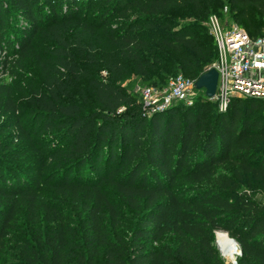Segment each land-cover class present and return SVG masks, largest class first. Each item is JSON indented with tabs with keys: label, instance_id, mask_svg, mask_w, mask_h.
<instances>
[{
	"label": "trees",
	"instance_id": "obj_1",
	"mask_svg": "<svg viewBox=\"0 0 264 264\" xmlns=\"http://www.w3.org/2000/svg\"><path fill=\"white\" fill-rule=\"evenodd\" d=\"M222 6L251 37L264 33V0H0V51L27 52L44 28L54 39L59 28L79 37L97 23L126 18L112 39L144 83L151 85L150 72L164 61L179 70L173 75L196 79L215 61V43L210 34H196L198 24L176 19L200 22ZM11 11L22 24L9 26ZM58 64L77 69L64 56ZM87 86L90 106L62 102L54 86L52 102L29 125L6 100L0 252L21 213L29 225L57 223L22 246L25 263L223 264L214 247L215 233L223 231L238 244L236 264H264V202L252 192L264 196V100L232 97L219 108L204 98L147 115L113 79L89 78ZM48 130H60L67 142H39ZM58 198L77 213L71 225L63 223L66 210L52 207Z\"/></svg>",
	"mask_w": 264,
	"mask_h": 264
},
{
	"label": "rangeland",
	"instance_id": "obj_2",
	"mask_svg": "<svg viewBox=\"0 0 264 264\" xmlns=\"http://www.w3.org/2000/svg\"><path fill=\"white\" fill-rule=\"evenodd\" d=\"M183 12L184 10H181L182 14ZM208 13L202 16L203 20L200 22L188 16L180 17L176 19V22L179 25L196 23L199 25V29L196 30L197 35L209 34L205 25ZM215 13L220 15L224 22H233L229 18L228 13L224 12V6L218 8ZM7 16L10 27L18 23L22 24V19L19 16L17 17L14 11L9 12ZM132 18L133 16L128 19ZM117 20L118 22L115 23L112 18L108 19L107 27L102 23H97L99 27L93 30H87L81 33L79 37L75 32H70L68 28L62 30L59 28V39H54L53 31L50 28H44L34 35L27 52L11 56L8 55L7 57L5 52L0 51L1 130L6 132L9 129L4 126L7 124L9 116H11V110H8L9 106L6 100H10L13 103L14 115L21 119L23 123L29 125L31 124L33 116L41 113V110L47 108L52 102L49 91L52 88L54 91V86L56 87V94L62 102L80 101L86 106H90L87 104L91 98L90 90L87 86L89 78H97L102 81L113 79L122 89L127 92H133L137 96L138 101L141 89L148 85V83H144L143 78L134 71L132 62L122 59L121 56L119 57V50L113 42L111 31L114 30L116 24L120 25L125 23L127 19L119 18ZM62 56L66 60L71 61L73 65L75 64L77 69L65 70L60 67L58 63ZM168 63L164 61L150 72L152 74L149 78L151 85L161 87L163 86V79L165 77H170L174 72L179 71H174V65ZM214 63L215 61L209 68ZM192 94L193 101L191 106L197 100L207 99L203 89L196 90ZM210 102L218 106L215 100L211 99ZM176 105L183 106L184 104L176 103L170 107ZM38 136L39 142L44 144L51 143L61 146L67 142L60 130L43 131ZM19 158L23 160L27 156L21 155ZM252 192L256 200L264 202V196L257 192L256 188ZM52 194H54L52 191H48L47 193L50 197ZM56 200L52 207L66 210L63 223L71 225L77 213L73 210L69 211V206L65 209V206H67L66 200H62L61 198ZM130 220V215L125 214L121 218L122 226L124 228L128 227ZM56 224L40 221L38 224L29 225L25 223L20 213L18 220L13 223L10 233L5 239L3 250L0 252V260L4 262H15V264H18L19 261L21 262L20 264H32L29 262L25 263L20 258L21 255L26 254V250L22 246H26V249H28V242L36 240L37 238L36 231L44 237ZM220 235H227V233L223 231H217L215 233L214 247L218 258L223 264H236L239 255L237 242L233 239L236 242L233 241L236 244V250H234L230 260L219 248L218 237ZM229 239L232 238L229 237ZM101 260L102 257L100 256L99 261Z\"/></svg>",
	"mask_w": 264,
	"mask_h": 264
},
{
	"label": "built area",
	"instance_id": "obj_3",
	"mask_svg": "<svg viewBox=\"0 0 264 264\" xmlns=\"http://www.w3.org/2000/svg\"><path fill=\"white\" fill-rule=\"evenodd\" d=\"M205 25L216 47L212 67L217 72V82L212 99L218 107L225 108L232 97L264 100V33L251 37L235 22H224L217 13H210ZM194 82L195 79L178 73L168 77L161 87L144 86L138 97L141 111L148 115L176 103L191 105L192 93L197 90Z\"/></svg>",
	"mask_w": 264,
	"mask_h": 264
},
{
	"label": "water",
	"instance_id": "obj_4",
	"mask_svg": "<svg viewBox=\"0 0 264 264\" xmlns=\"http://www.w3.org/2000/svg\"><path fill=\"white\" fill-rule=\"evenodd\" d=\"M216 82L217 72L211 67L195 79L194 86L197 90L203 89L204 95L207 99H212L215 94ZM231 240L234 241L233 239ZM238 253L240 254V250H238Z\"/></svg>",
	"mask_w": 264,
	"mask_h": 264
},
{
	"label": "bare ground",
	"instance_id": "obj_5",
	"mask_svg": "<svg viewBox=\"0 0 264 264\" xmlns=\"http://www.w3.org/2000/svg\"><path fill=\"white\" fill-rule=\"evenodd\" d=\"M218 245L222 253L231 260L232 254L236 250V244L227 235H220Z\"/></svg>",
	"mask_w": 264,
	"mask_h": 264
}]
</instances>
